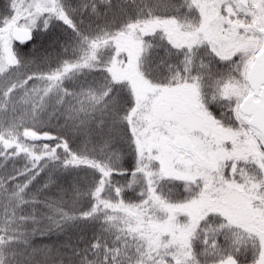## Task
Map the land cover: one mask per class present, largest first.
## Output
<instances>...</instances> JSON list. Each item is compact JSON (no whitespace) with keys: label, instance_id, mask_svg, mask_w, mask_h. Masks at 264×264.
Segmentation results:
<instances>
[{"label":"snow or ice","instance_id":"1","mask_svg":"<svg viewBox=\"0 0 264 264\" xmlns=\"http://www.w3.org/2000/svg\"><path fill=\"white\" fill-rule=\"evenodd\" d=\"M0 264H264V0H0Z\"/></svg>","mask_w":264,"mask_h":264},{"label":"trees","instance_id":"2","mask_svg":"<svg viewBox=\"0 0 264 264\" xmlns=\"http://www.w3.org/2000/svg\"><path fill=\"white\" fill-rule=\"evenodd\" d=\"M55 239V237H52L51 241H55ZM51 241H49L48 239L43 240L44 243H50ZM38 242H40V238H38Z\"/></svg>","mask_w":264,"mask_h":264}]
</instances>
